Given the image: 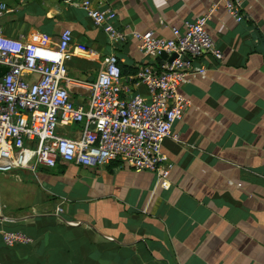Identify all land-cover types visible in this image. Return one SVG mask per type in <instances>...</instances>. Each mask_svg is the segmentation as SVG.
<instances>
[{
    "label": "crops",
    "instance_id": "1",
    "mask_svg": "<svg viewBox=\"0 0 264 264\" xmlns=\"http://www.w3.org/2000/svg\"><path fill=\"white\" fill-rule=\"evenodd\" d=\"M2 1L9 9L3 35L22 38L40 57L54 58L60 33L71 30L64 64L74 79L93 81L109 54L135 73L161 71L164 61L144 56L130 36L111 44L75 5L83 0ZM89 1L113 10L118 30L161 38L214 8L207 32L223 58L194 59L179 88L187 106L173 125L177 139L162 142L173 166L165 181L118 160L0 173V264L30 257L34 264H264V0H242L240 22L221 0ZM69 92L85 104L87 90ZM51 219L65 227L58 236ZM28 228L35 230L30 252L3 243V231ZM54 243L58 254L44 253Z\"/></svg>",
    "mask_w": 264,
    "mask_h": 264
},
{
    "label": "built area",
    "instance_id": "2",
    "mask_svg": "<svg viewBox=\"0 0 264 264\" xmlns=\"http://www.w3.org/2000/svg\"><path fill=\"white\" fill-rule=\"evenodd\" d=\"M221 1L236 22L242 21V0ZM75 5L111 44H121L130 36L144 56L176 57L164 60L160 72L145 66L124 77L118 57L109 54L93 81H80L68 75L64 64L71 30L60 33L56 56L46 59L22 38L5 37L0 26V68H7L0 76V173H36L39 167L53 168L58 161L99 168L118 160L134 172L149 171L165 181L173 166L162 142L177 139L173 125L183 118L187 106L179 88L193 71L194 59L205 54L223 58L207 32L214 8L184 22L182 28L172 27L170 38H161L152 32L118 30L116 13L95 8L89 0ZM8 12L0 0V19ZM71 86L88 91L85 104L72 101ZM139 88L146 94L137 93ZM65 128L71 131L66 133ZM62 212L56 208L57 217ZM1 237L8 247L32 243L19 231H3Z\"/></svg>",
    "mask_w": 264,
    "mask_h": 264
},
{
    "label": "trees",
    "instance_id": "3",
    "mask_svg": "<svg viewBox=\"0 0 264 264\" xmlns=\"http://www.w3.org/2000/svg\"><path fill=\"white\" fill-rule=\"evenodd\" d=\"M119 67H120L122 75H128V74H134L135 73V70L132 69V68L126 67L124 65H119ZM50 222L51 223H49L48 227L50 229L54 230V236H58L59 235L58 233H61L62 231L65 230V227L63 225H61V224H59L57 222L55 223L53 219H51ZM21 232L23 234H25L26 236H28L29 238H31L32 240H34V233H35L34 229L28 228L27 232H25V231H21ZM15 247L16 248H24L25 251L30 252V245H17ZM49 247H50V250H48L49 249L48 248L47 250L44 251V253L48 252L50 255L51 254H56V255L58 254V245H57V243H54V244L50 245ZM71 251H72V248H70V247H66L65 248L64 247L60 252L65 253V252H71ZM46 254L43 255V256H46ZM32 258L33 257H30V260H29L30 262L29 263L27 262L28 264H34ZM41 261H43L44 263L45 262H47V263L50 262V261H47L45 259V260H37V263H40Z\"/></svg>",
    "mask_w": 264,
    "mask_h": 264
},
{
    "label": "water",
    "instance_id": "4",
    "mask_svg": "<svg viewBox=\"0 0 264 264\" xmlns=\"http://www.w3.org/2000/svg\"><path fill=\"white\" fill-rule=\"evenodd\" d=\"M175 57H176V55H174V54L167 56L166 54L162 53L159 57H157V60L158 61L167 60L168 62H171ZM6 72H7V68H0V76H1V74H4Z\"/></svg>",
    "mask_w": 264,
    "mask_h": 264
}]
</instances>
